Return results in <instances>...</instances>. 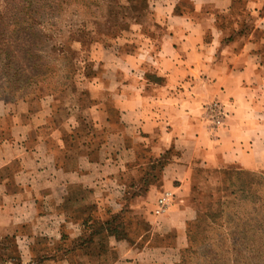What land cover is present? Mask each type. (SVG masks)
Masks as SVG:
<instances>
[{
  "label": "crops",
  "instance_id": "crops-1",
  "mask_svg": "<svg viewBox=\"0 0 264 264\" xmlns=\"http://www.w3.org/2000/svg\"><path fill=\"white\" fill-rule=\"evenodd\" d=\"M150 8L143 46L96 52L84 101L0 97V264H178L222 176L263 167L264 0Z\"/></svg>",
  "mask_w": 264,
  "mask_h": 264
},
{
  "label": "rangeland",
  "instance_id": "rangeland-1",
  "mask_svg": "<svg viewBox=\"0 0 264 264\" xmlns=\"http://www.w3.org/2000/svg\"><path fill=\"white\" fill-rule=\"evenodd\" d=\"M150 1L0 0V97L50 95L60 110L85 99L97 51L134 52L152 33ZM222 178L219 196L201 201L179 264H264V163Z\"/></svg>",
  "mask_w": 264,
  "mask_h": 264
},
{
  "label": "built area",
  "instance_id": "built-area-1",
  "mask_svg": "<svg viewBox=\"0 0 264 264\" xmlns=\"http://www.w3.org/2000/svg\"><path fill=\"white\" fill-rule=\"evenodd\" d=\"M209 118L214 126L221 125L224 121V105L219 101H213L206 105ZM173 201V194L169 191H165L158 199L156 203V212H163L168 209Z\"/></svg>",
  "mask_w": 264,
  "mask_h": 264
},
{
  "label": "trees",
  "instance_id": "trees-1",
  "mask_svg": "<svg viewBox=\"0 0 264 264\" xmlns=\"http://www.w3.org/2000/svg\"><path fill=\"white\" fill-rule=\"evenodd\" d=\"M189 226H190V224H189ZM188 239H189V243H190V246L188 247V248H186L184 251H183V253H182V255H181V258H180V261H181V259H182V257H183V254L186 252V251H188V250H190V248H193V244H192V238H191V236H189V229H188ZM179 261V262H180ZM18 264H20V262H18ZM179 264V263H178Z\"/></svg>",
  "mask_w": 264,
  "mask_h": 264
}]
</instances>
